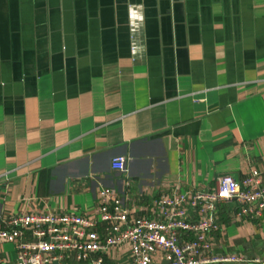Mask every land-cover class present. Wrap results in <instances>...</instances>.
I'll return each mask as SVG.
<instances>
[{"label":"crops","instance_id":"obj_1","mask_svg":"<svg viewBox=\"0 0 264 264\" xmlns=\"http://www.w3.org/2000/svg\"><path fill=\"white\" fill-rule=\"evenodd\" d=\"M262 166L264 0H0V223L90 214L101 187L144 215ZM234 208L215 251L264 255V219Z\"/></svg>","mask_w":264,"mask_h":264},{"label":"built area","instance_id":"obj_2","mask_svg":"<svg viewBox=\"0 0 264 264\" xmlns=\"http://www.w3.org/2000/svg\"><path fill=\"white\" fill-rule=\"evenodd\" d=\"M125 157L111 167L123 171ZM235 203L237 219H264V166L251 168L240 180L229 174L211 188H174L154 200L147 214L122 202L108 187L98 190L90 214L20 211L2 219L0 243L13 244L12 260L4 264H108L112 250L127 246L116 264H264V255L215 251L221 230L217 207Z\"/></svg>","mask_w":264,"mask_h":264},{"label":"rangeland","instance_id":"obj_3","mask_svg":"<svg viewBox=\"0 0 264 264\" xmlns=\"http://www.w3.org/2000/svg\"><path fill=\"white\" fill-rule=\"evenodd\" d=\"M9 247H11V256L15 255V251H14V247H13V244L9 243Z\"/></svg>","mask_w":264,"mask_h":264},{"label":"water","instance_id":"obj_4","mask_svg":"<svg viewBox=\"0 0 264 264\" xmlns=\"http://www.w3.org/2000/svg\"><path fill=\"white\" fill-rule=\"evenodd\" d=\"M242 264H245V263H242Z\"/></svg>","mask_w":264,"mask_h":264}]
</instances>
